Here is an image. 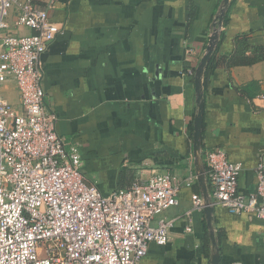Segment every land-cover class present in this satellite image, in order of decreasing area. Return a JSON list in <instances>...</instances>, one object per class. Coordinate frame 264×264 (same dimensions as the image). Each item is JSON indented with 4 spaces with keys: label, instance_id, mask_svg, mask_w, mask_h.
<instances>
[{
    "label": "crops",
    "instance_id": "crops-1",
    "mask_svg": "<svg viewBox=\"0 0 264 264\" xmlns=\"http://www.w3.org/2000/svg\"><path fill=\"white\" fill-rule=\"evenodd\" d=\"M222 3L58 0L51 11L62 32L42 56L46 101L58 113V132L80 142L83 172L103 192L151 172L169 171L184 179L192 166L197 173L191 157L198 108L195 73L189 69L196 71ZM227 16L204 90L202 151L222 147L231 160L241 161L239 188L248 193L264 152V100L257 98L264 93V58L259 57L264 0H231ZM233 53L258 58L234 64ZM5 92L18 107L13 79ZM194 192L203 197L198 179L192 187L183 186L180 203L166 215H183ZM192 218V231H186V219H179L168 243L151 244L142 264H211L214 246L204 209L194 210ZM213 225L219 264H264V220L215 205Z\"/></svg>",
    "mask_w": 264,
    "mask_h": 264
},
{
    "label": "built area",
    "instance_id": "built-area-1",
    "mask_svg": "<svg viewBox=\"0 0 264 264\" xmlns=\"http://www.w3.org/2000/svg\"><path fill=\"white\" fill-rule=\"evenodd\" d=\"M57 2L0 0V264H142L151 244L168 243L179 219L193 230L194 210L205 207L200 193L183 215L166 213L198 174L192 166L184 179L151 172L108 193L86 177L81 144L58 132L43 86L42 56L62 32L51 17ZM11 79L18 107L3 95ZM203 161L214 206L264 220V152L248 193L239 188L243 163L224 148L205 150Z\"/></svg>",
    "mask_w": 264,
    "mask_h": 264
},
{
    "label": "water",
    "instance_id": "water-1",
    "mask_svg": "<svg viewBox=\"0 0 264 264\" xmlns=\"http://www.w3.org/2000/svg\"><path fill=\"white\" fill-rule=\"evenodd\" d=\"M231 0H223L222 7L219 9L218 14L215 16L213 21V32L210 35L209 43L207 45L206 51L201 57L199 64L195 71V89H196V103L197 112L194 118V131H193V153L194 161L198 174V181L202 189L203 197L205 200V215L207 219V224L209 226V234L214 250L210 257L211 264H219L220 262V251L217 243V238L215 234V228L213 225V211L214 205L211 202V196L208 191L207 179L205 173V164L203 161V151H202V134H203V122H204V111H205V99L203 90V76L205 68L211 59V56L218 45L221 28L224 23V18L226 11Z\"/></svg>",
    "mask_w": 264,
    "mask_h": 264
},
{
    "label": "trees",
    "instance_id": "trees-1",
    "mask_svg": "<svg viewBox=\"0 0 264 264\" xmlns=\"http://www.w3.org/2000/svg\"><path fill=\"white\" fill-rule=\"evenodd\" d=\"M228 20L229 19H228L227 11H226V15H225V18H224V24L228 23ZM223 37H224V32L222 30L221 33H220L218 45L216 46V48H215V50H214V52H213V54L211 56V59L208 62L206 68H205V72H204V76H203V90H205V88H206V86L208 84V80H209V69H210V66L213 63V61L216 59V56H217V53L219 51V48H220L221 42L223 40ZM236 53L230 54V58H229L230 59V62H233L234 64H239V63L248 64V63L254 62L258 58V57H251V56H245V57H242V58H236V56H235ZM225 56H228V55H225ZM259 57L264 58V51L263 50L260 51ZM207 238H208V241H210L209 232L208 231H207Z\"/></svg>",
    "mask_w": 264,
    "mask_h": 264
},
{
    "label": "rangeland",
    "instance_id": "rangeland-1",
    "mask_svg": "<svg viewBox=\"0 0 264 264\" xmlns=\"http://www.w3.org/2000/svg\"><path fill=\"white\" fill-rule=\"evenodd\" d=\"M3 95L5 96V95H7V96H11V93L10 92H5V93H3Z\"/></svg>",
    "mask_w": 264,
    "mask_h": 264
}]
</instances>
